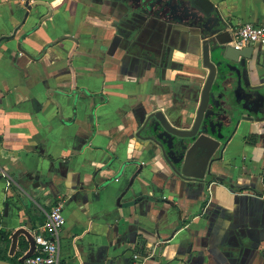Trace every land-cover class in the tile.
Returning <instances> with one entry per match:
<instances>
[{
    "label": "crops",
    "instance_id": "0c3cea01",
    "mask_svg": "<svg viewBox=\"0 0 264 264\" xmlns=\"http://www.w3.org/2000/svg\"><path fill=\"white\" fill-rule=\"evenodd\" d=\"M210 2L0 0V232L18 234L13 253L33 250L62 198L67 264H264L260 99L232 87L226 106L243 116L179 140L171 161L140 138L157 112L194 125L205 38L231 45L238 24L264 25V0ZM242 50L258 54L245 82L263 85L264 49Z\"/></svg>",
    "mask_w": 264,
    "mask_h": 264
},
{
    "label": "water",
    "instance_id": "95a60500",
    "mask_svg": "<svg viewBox=\"0 0 264 264\" xmlns=\"http://www.w3.org/2000/svg\"><path fill=\"white\" fill-rule=\"evenodd\" d=\"M181 1L190 3L193 9L197 7L203 12H208V9L213 5L210 0ZM230 42L222 41L213 32L202 43L204 67L209 70V76L203 90L201 105L196 120L190 130H181L172 126L162 112L152 114L145 122L142 132L145 131L146 135L140 138L156 142L168 161H171L169 154L173 153V151H178V146L181 144L179 140L191 139L194 141L201 135L203 129L213 127L223 116H226L230 122L243 116L240 110L226 106L227 100L224 95L232 87L236 86L238 91L250 92L251 96L255 94L256 100L260 99L264 107V84L253 87L245 82L248 71L247 67L257 62L258 54L253 51V54L248 56V52L229 45ZM233 51L239 53H233ZM248 119L255 118L248 117ZM258 120V122H264V116L259 117ZM150 121L156 122L157 124L153 125ZM229 121H225L227 122L224 123L225 127L229 126ZM17 235L16 233L12 237L13 245L11 254H14L13 252L16 249ZM35 247L34 242L33 250L21 259L22 262L28 257L33 256ZM0 264L13 263L0 260Z\"/></svg>",
    "mask_w": 264,
    "mask_h": 264
},
{
    "label": "built area",
    "instance_id": "2783aa9c",
    "mask_svg": "<svg viewBox=\"0 0 264 264\" xmlns=\"http://www.w3.org/2000/svg\"><path fill=\"white\" fill-rule=\"evenodd\" d=\"M242 49L247 45H257L264 49V25L250 22L238 24L231 43ZM64 201L58 199L47 214L46 222L34 233L35 252L23 264H67L61 256V234L65 227ZM136 264L150 259L148 255L134 254ZM155 264V263H154Z\"/></svg>",
    "mask_w": 264,
    "mask_h": 264
},
{
    "label": "trees",
    "instance_id": "16d2710c",
    "mask_svg": "<svg viewBox=\"0 0 264 264\" xmlns=\"http://www.w3.org/2000/svg\"><path fill=\"white\" fill-rule=\"evenodd\" d=\"M262 181L264 184V171L262 174ZM12 237H13V235L11 236V233H8L5 231L0 232V260L8 261V262H11L13 264H23V262L21 260L22 251L17 252L16 254L14 253L15 255L11 254V249H12V245H13ZM20 246L23 249L27 248V247H25L24 244H21ZM139 252L144 254L143 250H140ZM9 254L13 255V257H10ZM133 261H134V259H133Z\"/></svg>",
    "mask_w": 264,
    "mask_h": 264
}]
</instances>
